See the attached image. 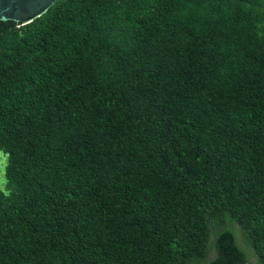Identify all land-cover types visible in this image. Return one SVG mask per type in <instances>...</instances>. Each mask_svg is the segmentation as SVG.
I'll return each instance as SVG.
<instances>
[{
  "label": "trees",
  "instance_id": "1",
  "mask_svg": "<svg viewBox=\"0 0 264 264\" xmlns=\"http://www.w3.org/2000/svg\"><path fill=\"white\" fill-rule=\"evenodd\" d=\"M0 151V264H264V0L0 22Z\"/></svg>",
  "mask_w": 264,
  "mask_h": 264
},
{
  "label": "water",
  "instance_id": "2",
  "mask_svg": "<svg viewBox=\"0 0 264 264\" xmlns=\"http://www.w3.org/2000/svg\"><path fill=\"white\" fill-rule=\"evenodd\" d=\"M59 0H0V22L24 25L45 13Z\"/></svg>",
  "mask_w": 264,
  "mask_h": 264
},
{
  "label": "rangeland",
  "instance_id": "3",
  "mask_svg": "<svg viewBox=\"0 0 264 264\" xmlns=\"http://www.w3.org/2000/svg\"><path fill=\"white\" fill-rule=\"evenodd\" d=\"M5 167H6V155L0 151V192L3 195L8 193L5 188ZM255 264V262H253Z\"/></svg>",
  "mask_w": 264,
  "mask_h": 264
}]
</instances>
